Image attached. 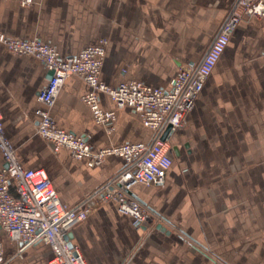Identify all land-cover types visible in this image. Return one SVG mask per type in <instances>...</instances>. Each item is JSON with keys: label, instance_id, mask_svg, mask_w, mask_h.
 <instances>
[{"label": "crops", "instance_id": "0c3cea01", "mask_svg": "<svg viewBox=\"0 0 264 264\" xmlns=\"http://www.w3.org/2000/svg\"><path fill=\"white\" fill-rule=\"evenodd\" d=\"M236 0H0V33L38 39L61 57L108 40L100 80H136L167 90L182 66L196 65ZM48 71L35 58L0 45V112L20 163L46 171L60 201L86 202L90 214L71 231L86 264H264V25L241 21L205 81L184 127L169 143L179 155L162 186L131 193L156 218L135 227L113 201L88 197L123 168L107 157L96 167L54 152L36 135L37 92ZM86 84L69 77L50 115L94 149L151 140L133 110H116L114 131L93 122L80 97ZM4 166L0 156V169ZM160 225L161 228H157ZM50 248L10 241L0 229V264H47Z\"/></svg>", "mask_w": 264, "mask_h": 264}, {"label": "built area", "instance_id": "2783aa9c", "mask_svg": "<svg viewBox=\"0 0 264 264\" xmlns=\"http://www.w3.org/2000/svg\"><path fill=\"white\" fill-rule=\"evenodd\" d=\"M32 0H19L28 5ZM241 21L264 25V0H236L227 12L218 32L193 66H182L169 82V88L149 86L141 81L120 82L108 86L100 80L108 40L81 49L76 55L61 57L57 49L38 39H17L0 33V45L14 56L37 59L52 78L37 92L39 107L35 110L36 135L49 143L54 152L66 150L71 157L96 167L107 157L123 160V168L99 186L88 197L95 203L113 201L117 210L130 217L135 227H150L157 218L133 197L137 185L162 186L173 164L169 141L161 136L170 127L171 135L184 127L185 117L194 108L197 96L224 53L229 38ZM75 76L87 86L80 100L90 111L93 122L107 134L114 131L116 112L104 110L100 95L107 96L116 110L131 109L138 120L151 132L148 143H122L94 149L87 139L57 126L50 115L65 81ZM0 229L8 239L26 247L44 244L50 248L47 264H86L79 248L68 235L90 214L86 202L75 206L62 203L42 168L29 169L20 161L16 149L5 136L0 112ZM21 244V246H20Z\"/></svg>", "mask_w": 264, "mask_h": 264}, {"label": "water", "instance_id": "95a60500", "mask_svg": "<svg viewBox=\"0 0 264 264\" xmlns=\"http://www.w3.org/2000/svg\"><path fill=\"white\" fill-rule=\"evenodd\" d=\"M52 71H48V76L47 79L50 80L52 78ZM171 137V133H170V127H168V129L165 131V133L161 136L160 140L161 141H169ZM171 152L177 157L179 155L178 153V149L175 146L171 147ZM134 198H136L135 196H133ZM137 199V198H136ZM138 200V199H137ZM157 228H161L160 225L157 226ZM68 238L71 239V233L68 235ZM21 246V244H20Z\"/></svg>", "mask_w": 264, "mask_h": 264}, {"label": "rangeland", "instance_id": "374dc122", "mask_svg": "<svg viewBox=\"0 0 264 264\" xmlns=\"http://www.w3.org/2000/svg\"><path fill=\"white\" fill-rule=\"evenodd\" d=\"M211 41H212V40H211ZM211 41H210V43H211ZM210 43H209V44H210ZM170 146H171V145H170ZM174 161H175V158L173 157V162H174Z\"/></svg>", "mask_w": 264, "mask_h": 264}]
</instances>
